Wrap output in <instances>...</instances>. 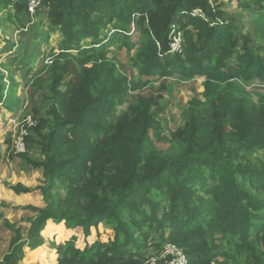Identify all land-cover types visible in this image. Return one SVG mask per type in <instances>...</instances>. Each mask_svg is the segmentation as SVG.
<instances>
[{
  "label": "trees",
  "instance_id": "1",
  "mask_svg": "<svg viewBox=\"0 0 264 264\" xmlns=\"http://www.w3.org/2000/svg\"><path fill=\"white\" fill-rule=\"evenodd\" d=\"M249 1L264 41V0ZM219 8L211 0H44L38 9L50 27L41 38L56 32L62 40L36 81L51 92L50 117L26 140L27 148L39 144L43 160L23 159L44 177L36 190L46 208L33 209V227L77 232L50 246L58 264H150L167 243L188 264H264V160L252 159L264 151V45L220 23ZM4 10L33 22L27 0H0ZM134 24L139 76L205 80V102H191L168 149L152 141L156 101L134 94L149 83L109 58L108 44L138 48ZM9 79L0 73V103L14 113ZM220 235L232 248H222ZM19 238L0 264H11Z\"/></svg>",
  "mask_w": 264,
  "mask_h": 264
},
{
  "label": "rangeland",
  "instance_id": "2",
  "mask_svg": "<svg viewBox=\"0 0 264 264\" xmlns=\"http://www.w3.org/2000/svg\"><path fill=\"white\" fill-rule=\"evenodd\" d=\"M211 5L219 6L224 13L220 23L233 25L242 34L252 37L258 45H264V41L258 40L255 35L260 20V11L255 4L249 0H211ZM18 18L22 21L19 22ZM49 29L45 10L33 22H28L25 13L16 15L13 10L0 12V73L10 77L5 97L11 93L19 99L18 109L14 113L0 103V261L9 254L12 241L20 237L13 247L14 258L11 264H58V256L50 246L65 243L77 236V232H68L64 226L46 225L40 231L33 227L39 217L33 209L46 208L41 191L36 190L44 185V177L42 169L27 164L23 156L38 162L43 160V156L39 144H30L25 154H19L14 149L15 141L22 131L29 130L30 133L39 119L50 117L51 92L36 84L40 76H45L43 73L38 75L52 53L57 52L56 48L62 40V36L56 32H51L47 41L41 38ZM130 33L138 48L129 52L127 48H120L119 44H108L109 58L122 73L131 78H141L143 84L149 83L134 94L152 96L156 101L154 111L158 115L159 130L153 133L152 141L158 148L168 149L172 134L185 124L191 102H205V80L201 77L193 81H181L179 76L162 79L158 76H139L134 66L137 62L136 53L140 49V33L136 24L132 25ZM91 41L85 40L82 45L89 46ZM254 87L253 84L251 87L246 85L248 91ZM132 100L128 98L126 105L118 109V114L123 113ZM252 159L264 160V151L256 153ZM19 184L33 192L17 194L12 187ZM60 193L64 194L62 190ZM102 231L105 233L104 228ZM78 238V243H82L81 235ZM220 240L223 249L232 248L227 240ZM161 253L153 254L150 264H164Z\"/></svg>",
  "mask_w": 264,
  "mask_h": 264
},
{
  "label": "built area",
  "instance_id": "3",
  "mask_svg": "<svg viewBox=\"0 0 264 264\" xmlns=\"http://www.w3.org/2000/svg\"><path fill=\"white\" fill-rule=\"evenodd\" d=\"M44 0H27L28 13L32 20L36 19L38 9L42 6ZM27 129V127H25ZM22 131V130H21ZM29 130H24L20 136L15 141V147L17 153L25 154L27 153V138L29 137ZM163 253V254H162ZM161 253V261L164 264H188L187 256L184 250L179 247L166 244Z\"/></svg>",
  "mask_w": 264,
  "mask_h": 264
}]
</instances>
